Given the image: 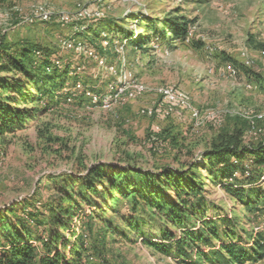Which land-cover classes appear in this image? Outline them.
I'll list each match as a JSON object with an SVG mask.
<instances>
[{
    "label": "rangeland",
    "instance_id": "rangeland-1",
    "mask_svg": "<svg viewBox=\"0 0 264 264\" xmlns=\"http://www.w3.org/2000/svg\"><path fill=\"white\" fill-rule=\"evenodd\" d=\"M45 7L54 11L49 21L25 20ZM81 7H101L104 16L69 25L59 21L60 15H76ZM166 17L188 20V38L165 43L157 34L149 44L137 46L149 20L160 26ZM1 40L17 46L29 42L52 53L59 68L67 71L62 91L71 98L28 120L23 128L0 135V222L16 220L14 213L6 214L13 205L20 216L19 202L26 203L27 211L42 210L44 202L58 198L63 179L94 163L159 171L166 165L179 167L192 157L202 161V153L220 133L234 130L238 118L249 121L244 145L264 143V0H0ZM88 48L98 59L86 53ZM124 75L148 88L137 101L105 108L83 98L87 91L108 94ZM164 85L188 94L197 121L188 119L189 112L183 121L186 111L166 118L138 113L154 105V99L160 101L155 90ZM156 125L161 132L155 137L151 128ZM249 171L244 167L238 172V182L247 190H264V183H249ZM205 185L214 205L209 219L238 218L243 240L256 235L260 211L249 214L222 186ZM78 221L74 217L73 225ZM69 237L67 229L64 238ZM113 251L90 257L95 264H184L141 241H121Z\"/></svg>",
    "mask_w": 264,
    "mask_h": 264
},
{
    "label": "trees",
    "instance_id": "trees-1",
    "mask_svg": "<svg viewBox=\"0 0 264 264\" xmlns=\"http://www.w3.org/2000/svg\"><path fill=\"white\" fill-rule=\"evenodd\" d=\"M189 26L185 18L166 17L160 26L149 20L143 29L145 38L137 46L149 44L157 34L165 43L184 41ZM54 58L39 45L0 41V135L23 128L62 99L69 101L71 94L62 91L67 71ZM82 96L91 101L85 92ZM237 122L234 130L213 140L202 161L192 157L179 167L166 165L159 171L98 162L63 179L58 198L44 202L42 210L27 211L26 203L19 202V216L13 205L6 214L14 213L16 220L0 222V264H95L91 254L113 255L121 241H141L184 264L259 263L264 259L262 234L243 240L238 218H208L214 205L205 181L222 186L249 214L264 211V190L257 186L247 190L238 182L247 167L249 183H260L264 143L244 145L249 121L238 118ZM151 129L155 137L161 132ZM74 217L79 218L78 227L73 225ZM67 229L71 237L65 239Z\"/></svg>",
    "mask_w": 264,
    "mask_h": 264
},
{
    "label": "built area",
    "instance_id": "built-area-1",
    "mask_svg": "<svg viewBox=\"0 0 264 264\" xmlns=\"http://www.w3.org/2000/svg\"><path fill=\"white\" fill-rule=\"evenodd\" d=\"M54 11L49 8H39L30 16L26 17L29 23L35 22L37 20L42 21H49L52 19V14ZM104 16V12L101 7L95 8H88V7H81L77 11V14H62L60 15L59 21L63 24H73L77 20L90 18L93 21L101 20ZM106 34L104 38H106ZM188 38V37H187ZM86 53L98 59L97 54L93 52V50H86ZM39 54V53H38ZM55 64L59 65V60H54ZM99 65L104 64L103 59L99 60ZM232 70V68H230ZM80 87V85H79ZM110 92L106 95L104 94H94L91 91L85 92L87 97L91 100L92 104H102L105 108H111L114 105H125L130 100L138 99L139 97L143 96L144 93L148 90V88L141 82L131 79L124 75V79L118 85L111 86ZM155 92L159 95V99L154 102V105L151 106H143L139 109L138 113L142 116H154L156 115L158 118H166L171 112H178L179 115L186 111L184 117H182L183 121L187 119V112L188 119L190 121L198 120L199 115L198 112L195 111L194 108H190V97L188 94H185L180 89H178L175 85H164L156 88ZM153 131L158 132L160 131L159 125L153 126ZM260 183H264V173L260 178ZM262 222L257 223L254 227L255 234H261L264 232V211L261 215Z\"/></svg>",
    "mask_w": 264,
    "mask_h": 264
}]
</instances>
